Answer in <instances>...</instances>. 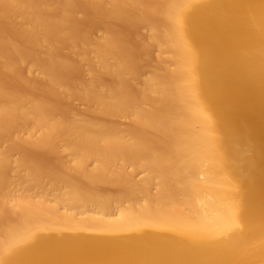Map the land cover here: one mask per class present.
<instances>
[{"label":"bare ground","instance_id":"6f19581e","mask_svg":"<svg viewBox=\"0 0 264 264\" xmlns=\"http://www.w3.org/2000/svg\"><path fill=\"white\" fill-rule=\"evenodd\" d=\"M264 0H0V264H264Z\"/></svg>","mask_w":264,"mask_h":264},{"label":"rangeland","instance_id":"374dc122","mask_svg":"<svg viewBox=\"0 0 264 264\" xmlns=\"http://www.w3.org/2000/svg\"><path fill=\"white\" fill-rule=\"evenodd\" d=\"M259 132H264V124H260L258 126H256L253 130H252V134H256Z\"/></svg>","mask_w":264,"mask_h":264}]
</instances>
